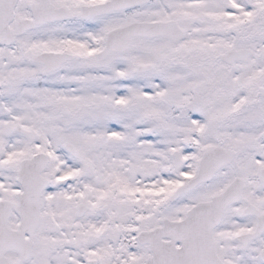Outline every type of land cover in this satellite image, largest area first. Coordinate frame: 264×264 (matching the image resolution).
<instances>
[{
    "label": "snow or ice",
    "instance_id": "6c2138e0",
    "mask_svg": "<svg viewBox=\"0 0 264 264\" xmlns=\"http://www.w3.org/2000/svg\"><path fill=\"white\" fill-rule=\"evenodd\" d=\"M0 264H264V0H0Z\"/></svg>",
    "mask_w": 264,
    "mask_h": 264
}]
</instances>
